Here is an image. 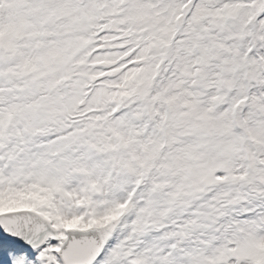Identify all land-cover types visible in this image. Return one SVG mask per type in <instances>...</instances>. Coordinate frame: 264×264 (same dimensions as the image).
I'll use <instances>...</instances> for the list:
<instances>
[{"label":"snow or ice","instance_id":"6c2138e0","mask_svg":"<svg viewBox=\"0 0 264 264\" xmlns=\"http://www.w3.org/2000/svg\"><path fill=\"white\" fill-rule=\"evenodd\" d=\"M0 264H264V0H0Z\"/></svg>","mask_w":264,"mask_h":264}]
</instances>
